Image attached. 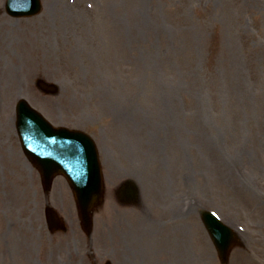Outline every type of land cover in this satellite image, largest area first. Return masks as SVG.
<instances>
[{
	"label": "rangeland",
	"instance_id": "374dc122",
	"mask_svg": "<svg viewBox=\"0 0 264 264\" xmlns=\"http://www.w3.org/2000/svg\"><path fill=\"white\" fill-rule=\"evenodd\" d=\"M43 3L16 18L0 0V264H264V0ZM20 98L91 133L108 190L136 180L146 203L108 200L88 235L25 157ZM186 194L191 215L172 219ZM48 203L65 229H48ZM201 209L240 234L226 262Z\"/></svg>",
	"mask_w": 264,
	"mask_h": 264
},
{
	"label": "water",
	"instance_id": "95a60500",
	"mask_svg": "<svg viewBox=\"0 0 264 264\" xmlns=\"http://www.w3.org/2000/svg\"><path fill=\"white\" fill-rule=\"evenodd\" d=\"M8 11L16 16L31 15L41 9L40 0H7ZM48 91L55 84L39 82ZM18 128L26 153L42 171L57 168L67 175L74 187L85 226L90 225L91 209L102 199V172L93 140L82 132L56 129L23 99L18 105ZM214 241L224 252L233 240L230 229L211 213L203 214Z\"/></svg>",
	"mask_w": 264,
	"mask_h": 264
},
{
	"label": "flooded vegetation",
	"instance_id": "af4514ba",
	"mask_svg": "<svg viewBox=\"0 0 264 264\" xmlns=\"http://www.w3.org/2000/svg\"><path fill=\"white\" fill-rule=\"evenodd\" d=\"M117 191H118V190L116 189V190H115V193H117ZM136 226H138V223H136Z\"/></svg>",
	"mask_w": 264,
	"mask_h": 264
}]
</instances>
